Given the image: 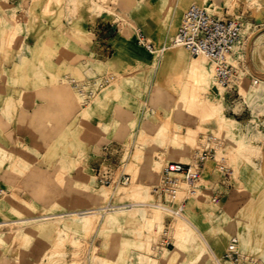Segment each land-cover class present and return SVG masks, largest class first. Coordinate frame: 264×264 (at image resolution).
I'll return each instance as SVG.
<instances>
[{
  "label": "rangeland",
  "instance_id": "obj_1",
  "mask_svg": "<svg viewBox=\"0 0 264 264\" xmlns=\"http://www.w3.org/2000/svg\"><path fill=\"white\" fill-rule=\"evenodd\" d=\"M111 1L107 4L117 16L91 12L92 0H0V81L6 80L0 101L7 97L0 103V115L6 125H15L26 136V141L18 139L12 145L0 125V198L4 192L25 206L0 214V221L7 216L33 218L84 208L88 200L78 189L85 174L94 177L97 188L115 191L138 182L141 156L161 173L168 163L193 164L207 151L212 157L204 160L185 216L197 214L192 219L194 226L209 250L222 258L229 242L238 240L239 262L224 264H264V58L252 53L257 35L264 32V0H208L213 6L210 11L241 18L246 27L229 87L216 80L210 89L213 97L223 98L225 115L242 125L239 132L243 135L234 138L220 132L216 120L198 109L185 108L180 101L179 108L170 112L164 110L171 105L169 97L149 102L145 94H138L137 86L113 74L125 73L126 63L104 73L91 72L88 57L111 58L114 40L122 35H129L141 48L137 32L124 28L119 18L126 17L140 27L138 17L144 3L157 6L162 0ZM138 33L150 38L155 47L154 36L142 30ZM29 40L33 41L31 48ZM5 65H12L13 70L4 71ZM17 85L18 119L12 120L6 117L13 106L10 90ZM65 90L77 96L75 106L64 97ZM28 97L32 103L24 102ZM29 110L34 116L25 118ZM159 127L162 131L155 137ZM243 141L248 143L242 145ZM99 168L115 176L124 172L130 181L100 184L96 179ZM184 196L179 191L176 199ZM112 199L119 205L128 203ZM161 222L151 251L144 245L148 234L141 229L143 220L137 218L106 232L93 228L85 234L63 226L59 245L42 233L20 256L18 242L12 244L0 256V264H162L160 252L173 249L175 243L171 229L175 221L164 213ZM220 231L229 240L218 252L213 238ZM165 242L172 246L166 248ZM186 244L180 263L194 256Z\"/></svg>",
  "mask_w": 264,
  "mask_h": 264
},
{
  "label": "bare ground",
  "instance_id": "obj_2",
  "mask_svg": "<svg viewBox=\"0 0 264 264\" xmlns=\"http://www.w3.org/2000/svg\"><path fill=\"white\" fill-rule=\"evenodd\" d=\"M107 1L111 0H92L89 10L96 14H102V16L103 14L117 16L115 9L110 7ZM194 5L203 6L208 11L213 8L208 0H162L157 6L152 3H144L138 17L140 27H136L126 17H120L124 28L137 32L135 34L142 30L145 34L154 36L155 47L150 50L143 47L139 48L129 35H122L114 40V54L111 58L102 61L91 56L88 57L91 72L104 73L114 65L119 64L124 67L126 63L129 68H126L125 73L114 72L113 74L129 84L137 86L138 94H145L149 102H162L169 97L171 105L164 107V110L170 112L179 108L177 102L180 101L185 105V108L194 111L198 109L206 116L216 120L220 132L232 138L241 136L243 134L239 130L242 125L234 118L225 115L223 98L211 95V86L217 80L214 63L203 55H192L186 48L174 42L177 28L186 11ZM210 12L217 14L213 11ZM175 18H177V22ZM148 41L151 42V39L148 38ZM252 53L255 58H264V32L257 35L253 43ZM235 60V58H230L229 62L234 65ZM246 75L244 74V77ZM253 82L256 84L257 80H253ZM63 95L72 102L73 106L76 105L74 101H76L77 96L75 94L65 90ZM158 130L159 132L155 137L159 136L162 127H159ZM256 133L258 134L259 131ZM172 141H176V138L172 137ZM247 143L243 141L241 144ZM139 160L140 164L137 165V169H139L140 178L137 183H132L126 188H117L115 191L102 187L97 188L95 179L91 174L81 176L79 181L82 187L78 190L81 189V193L85 194L89 204L84 208L73 209L58 215L43 214L33 218L11 219L7 216L5 220L0 221V256L17 242L19 250L17 256H20V253L27 251L42 233H45L46 236H52L56 245H59L62 241L60 233L63 226L81 230L85 234L91 232L93 228L96 229V232H106L115 227L120 228L125 223L137 218L143 220L141 229H144L145 233L148 234L144 245L151 251L158 232L161 230L164 213H168L174 217L175 221L174 226H171L175 232V243L173 249H164L160 252L162 264H224L227 260H222L220 253L216 255L214 251L209 250L201 234L194 226L192 219L197 214L191 213L189 217H186L185 214L175 216L166 207L151 203V195L148 191L160 181L159 167L153 168L145 156H141ZM1 195L3 196L0 198V214L7 210L25 209L23 202L17 201L14 196L4 192ZM32 197L34 200V194ZM112 198L126 199L128 203L119 205ZM3 226H8V228L2 230ZM138 235H141V231L138 232ZM228 240V235L221 231L214 236V246L218 252H221V248ZM186 242L189 243L190 248H193L194 256L191 260L180 263L185 253L184 248L188 246ZM137 245L142 249V241H138ZM115 257L118 258V255Z\"/></svg>",
  "mask_w": 264,
  "mask_h": 264
},
{
  "label": "built area",
  "instance_id": "obj_3",
  "mask_svg": "<svg viewBox=\"0 0 264 264\" xmlns=\"http://www.w3.org/2000/svg\"><path fill=\"white\" fill-rule=\"evenodd\" d=\"M245 25L241 18L234 16H217L204 7L191 6L177 28L174 42L186 48L192 55H203L215 65L216 78L222 87H229L235 74L234 65L230 58L239 57L240 47L244 41ZM136 42L139 46L150 50L151 42L143 33H138ZM239 49V51H238ZM210 152L204 151L199 159L193 163H168L160 173V181L151 189L153 202L171 210L175 216H183L188 196L194 192L201 179V170L204 160L210 159ZM220 170H223L220 167ZM96 179L98 183L112 186L126 184L130 176L120 172L118 176L107 168H99ZM179 191L184 197L176 199ZM217 198L214 199L216 201ZM172 246L165 242V247ZM223 259L239 262L237 240H231Z\"/></svg>",
  "mask_w": 264,
  "mask_h": 264
},
{
  "label": "crops",
  "instance_id": "obj_4",
  "mask_svg": "<svg viewBox=\"0 0 264 264\" xmlns=\"http://www.w3.org/2000/svg\"><path fill=\"white\" fill-rule=\"evenodd\" d=\"M17 16H19V12H17ZM28 44H29L30 48L33 47V41L32 40L31 41L29 40ZM12 68H13L12 65H10V66L5 65L4 66V71H12L13 70ZM4 82H6V80L5 81H2V80L0 81V88L5 87L4 86ZM19 88H20V86L17 85L16 87L12 88V90H10L11 91V94H10L11 101H10V103H12L13 106H12V109L8 112L9 115L6 118H10L12 120H17L18 119V110H16V108H17V105L19 103V100H18L19 99V95H18ZM6 98L7 97L2 98L0 103L4 102L6 100ZM24 102L32 103L33 99L28 97V99H25ZM34 103L37 104V105L40 104V102H34ZM32 116H34V114H33L32 111L29 110V111H27V115L25 116V118H31ZM0 125H1L2 130H4L5 135H7L8 138L10 139V142H11L12 145H15V143L18 141V139L26 141L25 134H23V133L19 134L16 131V129H15V125H13V126L6 125L5 122H4V118L1 115H0Z\"/></svg>",
  "mask_w": 264,
  "mask_h": 264
}]
</instances>
